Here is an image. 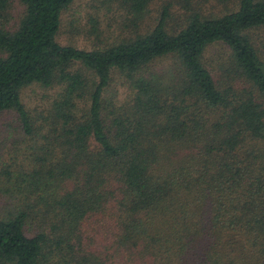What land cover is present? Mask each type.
Returning a JSON list of instances; mask_svg holds the SVG:
<instances>
[{"label":"trees","instance_id":"16d2710c","mask_svg":"<svg viewBox=\"0 0 264 264\" xmlns=\"http://www.w3.org/2000/svg\"><path fill=\"white\" fill-rule=\"evenodd\" d=\"M73 1L20 0L12 26L0 0V114L27 151L0 169V264H264V0H173L181 23L167 2L144 31L155 0H110L134 34L91 50L57 40ZM117 72L121 105L104 97ZM30 83L60 89L48 114L26 109Z\"/></svg>","mask_w":264,"mask_h":264},{"label":"rangeland","instance_id":"374dc122","mask_svg":"<svg viewBox=\"0 0 264 264\" xmlns=\"http://www.w3.org/2000/svg\"><path fill=\"white\" fill-rule=\"evenodd\" d=\"M173 3V0H155L150 4L149 10L140 21L139 28L144 31L155 25L158 11L165 3ZM172 19L168 27L175 28L181 23L184 13L178 5H171ZM9 24L14 25L23 13V5L20 0H9L7 9ZM131 14L122 6L110 0H74L61 15V30L57 40L63 45H73L81 49L91 50L102 48L116 42L130 34H134V23ZM259 43H264V34L259 33ZM225 46L217 45L210 48L204 57V62L217 81H221V74L226 73L227 64L220 68V63L226 61L227 52ZM170 59L164 58L154 63V68L159 69L168 63ZM76 67V66H75ZM84 72L90 75L89 71ZM91 76V75H90ZM60 89L56 86L44 87L38 83H30L21 88V99L28 112L32 115L47 113L52 101L57 97ZM130 96V89L125 75L113 73L111 84L104 92V97L114 104H123ZM45 110V111H44ZM24 136L19 120L14 111H3L0 114V169L15 168L26 164V148ZM1 179V176H0ZM5 197L0 192V212L5 206ZM111 225L101 222L95 223L94 229L89 234L95 236L97 242H105L110 237Z\"/></svg>","mask_w":264,"mask_h":264}]
</instances>
